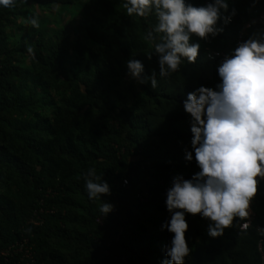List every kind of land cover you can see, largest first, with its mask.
Returning a JSON list of instances; mask_svg holds the SVG:
<instances>
[{"label":"trees","instance_id":"obj_1","mask_svg":"<svg viewBox=\"0 0 264 264\" xmlns=\"http://www.w3.org/2000/svg\"><path fill=\"white\" fill-rule=\"evenodd\" d=\"M123 2L0 6V264H159L165 258L172 235L161 230L169 216L165 190L174 175L187 179L199 170L183 158L191 133L181 101L198 85L214 87L223 54L262 27L264 0L254 6L229 0L236 15L223 32L200 41L195 64L185 63L167 80L157 75L156 89L133 80L125 66L134 58L144 75L158 72L156 55L145 57L151 50L145 34L155 19L128 17ZM32 14L38 29L25 23ZM251 20L257 23L246 27ZM215 51L221 54L211 59ZM88 168L109 183L111 195L88 199ZM103 200L113 205L106 216L99 211ZM250 208L247 230L238 222L216 238L206 235L199 214H185L192 248L185 264H262L264 237L256 228L264 226V182Z\"/></svg>","mask_w":264,"mask_h":264},{"label":"clouds","instance_id":"obj_2","mask_svg":"<svg viewBox=\"0 0 264 264\" xmlns=\"http://www.w3.org/2000/svg\"><path fill=\"white\" fill-rule=\"evenodd\" d=\"M257 2L252 0V5ZM27 4L28 0H0L4 8ZM123 9L128 17L155 19L145 34L151 44L145 57L156 55L158 72L150 70L144 75L140 60L125 61L127 75L141 84L147 81L151 89L157 88V75L167 80L185 63L195 64L200 41L222 33L223 26L236 15L229 0H206L202 4L191 0H124ZM260 22V29L237 41L215 65L218 82L214 87L198 85L181 101L191 133L189 148L182 149L183 158L194 160L199 170L187 179L174 175L165 190L164 207L169 216L161 223V230L172 235L163 245L165 258L159 264H185V257L192 252L185 238V214H199L205 219L210 238L222 236L238 222L241 231L250 226L246 219L250 203L264 182V14ZM25 23L33 29L40 27L36 14ZM256 23L251 20L246 27ZM25 50L35 58L31 44ZM84 189L89 200L111 195L109 183L93 168L87 169ZM112 210L113 205L105 200L99 206L101 216ZM256 231L264 237V226Z\"/></svg>","mask_w":264,"mask_h":264},{"label":"built area","instance_id":"obj_3","mask_svg":"<svg viewBox=\"0 0 264 264\" xmlns=\"http://www.w3.org/2000/svg\"><path fill=\"white\" fill-rule=\"evenodd\" d=\"M262 14H264V10L261 11L260 16H261ZM220 54H221V53H220V52H217V51H215V52H211V53H209V57L212 59L213 57H215V56H219ZM125 181H126V183H127V180H126V179H123V184H124V185L126 184ZM252 217H253V213H252L251 208H250V216H249L248 218H246V219L249 221V224L251 223ZM259 249H260V246H259ZM260 251H261V258H262V260H264V251L261 250V249H260ZM262 264H264V262H262Z\"/></svg>","mask_w":264,"mask_h":264},{"label":"rangeland","instance_id":"obj_4","mask_svg":"<svg viewBox=\"0 0 264 264\" xmlns=\"http://www.w3.org/2000/svg\"><path fill=\"white\" fill-rule=\"evenodd\" d=\"M28 9L30 8L31 9V7H30V5L27 7ZM36 9H37V11L39 12V15L41 16V17H43V15H44V13H43V11H41L38 7H36ZM77 17V16H76ZM51 20H53V19H51ZM49 23V26H52L53 25V22L52 21H50V22H48ZM49 26H47V27H49Z\"/></svg>","mask_w":264,"mask_h":264}]
</instances>
